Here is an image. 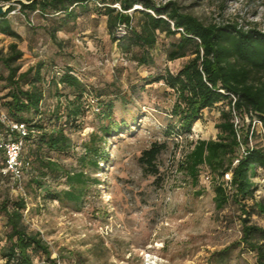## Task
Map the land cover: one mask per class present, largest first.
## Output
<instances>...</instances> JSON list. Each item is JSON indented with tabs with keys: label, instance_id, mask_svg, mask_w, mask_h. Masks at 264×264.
Instances as JSON below:
<instances>
[{
	"label": "rangeland",
	"instance_id": "rangeland-1",
	"mask_svg": "<svg viewBox=\"0 0 264 264\" xmlns=\"http://www.w3.org/2000/svg\"><path fill=\"white\" fill-rule=\"evenodd\" d=\"M168 0H155L163 3ZM184 12L198 17L205 24H234L244 29L264 31V0H172ZM15 5L9 18L21 39L0 32V53L9 51V44L18 43L24 55L21 71L43 60L45 73L61 71L67 64L92 89L101 92L100 101L113 103L114 118L124 122L122 132L109 138L106 152L109 162L100 168L85 167L90 179H97L87 190L81 204L45 198L46 189H66L65 178L51 175L42 178L37 188L23 180L25 194L17 190L16 182L0 175V201H16L23 197L24 225L30 233H40L48 244L50 258L42 252L34 264H219L216 252L241 237L240 208L232 199L221 209L216 207L214 192L204 175H213L207 166L200 167L198 182L179 169V162L190 149V142L199 138H217L215 124L220 113L228 109L219 102L203 111L191 134L171 133L177 118L172 115L175 92L164 82L150 79L167 68L176 73L193 54L169 61L167 49L175 37L159 36L153 50L154 65H138L128 53L121 51L119 41H113L107 29V17L98 13L94 3L88 11L77 8L76 21L63 24L62 13L43 15L39 11L23 17L13 0L0 5ZM139 7V6H136ZM137 18L135 19V21ZM49 27L57 28L59 43L54 42ZM117 36L120 32L117 29ZM0 75L7 70L0 62ZM26 87V86H25ZM9 91L6 80H0V112L3 97ZM94 99V101H93ZM65 100V98H63ZM84 115L79 126L66 127L70 138L68 150L46 152L66 169H82L80 156L84 153L91 133L102 135V122L95 97H86ZM85 100V101H86ZM56 99L47 93L44 108L53 107ZM264 146V136L259 139ZM166 142L167 148L158 156L157 175L144 170L139 157L154 142ZM35 143L24 145L23 155L33 159ZM0 157V166L2 165ZM264 201V178L258 179L256 192ZM251 204V202H248ZM251 220L264 227V215L253 212ZM7 217L0 215V264H5L4 249L10 245ZM256 254L245 246L235 248L223 264H254Z\"/></svg>",
	"mask_w": 264,
	"mask_h": 264
},
{
	"label": "trees",
	"instance_id": "trees-1",
	"mask_svg": "<svg viewBox=\"0 0 264 264\" xmlns=\"http://www.w3.org/2000/svg\"><path fill=\"white\" fill-rule=\"evenodd\" d=\"M3 1L10 3L13 0ZM15 1L26 19L36 11L43 15L62 13L63 24L77 20L78 7L88 11L90 4L94 3L95 10L107 17L111 39L118 40L121 51L128 53L138 65H154L153 50L160 34L163 33L165 37L179 34L168 45L167 59L174 61L188 54L194 56L176 73L167 68L149 81H162L175 92L172 115L177 118V124L172 126L171 133L191 134L205 109H211L219 102H226L229 106L221 111L220 120L215 124L218 129L217 138L191 141L190 149L179 162V169L197 183L200 167L207 166L215 175H210L209 183L214 192L216 207L224 208L231 199L239 205L241 237L216 252L218 263H225L232 251L242 245L256 254L254 264H264V227L251 220L254 211L264 215V201L256 195L258 179L264 178V146L259 145V139L263 136L254 133L252 146L248 138V121L257 117L264 127V31L244 29L237 23L205 24L193 14L184 12L172 0L163 3H156L155 0ZM15 9V5L10 4L5 13L0 15V32L21 39L9 18ZM122 26L126 32L117 36V29ZM56 31L55 27L48 28L51 39L58 44ZM23 55V50L15 41L9 44L6 54L0 53V62L7 70V75H0V80H6L9 87L3 97L4 110L1 112L7 113L14 122L27 123L30 129L36 131V134L25 138L24 145L35 143L31 155L39 169L35 167L33 159L23 155L28 163L24 179L28 178V183L41 188L44 185L41 179L48 175L64 177L67 188L58 191L46 189L45 198L81 204L91 182H98L97 179H90L84 168L93 167L98 170L101 162H109L106 144L110 137L122 132L126 125L115 120L113 103L100 101L101 92L82 81L71 65H65L61 71H52L50 77H47L44 72L47 64L43 60L21 71L22 64L19 61ZM47 93L56 99L52 108H44ZM90 96L99 101L96 102L98 106L101 105L99 115L102 122L107 123L100 126L102 135L91 133L84 143V153L80 156L82 169L68 170L44 151L62 153L68 150L70 138L65 128L79 126L77 121L84 115L88 106L86 97ZM233 111L240 115L243 122L241 141L234 127ZM15 137L7 125L0 122V140ZM241 144L246 147V154L241 153ZM166 148V142L156 141L142 151L139 162L146 172L152 175L159 173L156 160ZM0 157L3 161L0 175L14 181L11 175H3L1 172L5 164L1 149ZM227 171L232 172L231 181L224 180ZM26 207L23 197L16 201H0V215L7 217V224L11 228L7 235L10 245L3 251L5 264H12V260L17 258L19 264H34V257L40 252L50 258L51 251L40 233H30L25 228L23 210ZM50 262L61 264L54 259Z\"/></svg>",
	"mask_w": 264,
	"mask_h": 264
},
{
	"label": "built area",
	"instance_id": "built-area-1",
	"mask_svg": "<svg viewBox=\"0 0 264 264\" xmlns=\"http://www.w3.org/2000/svg\"><path fill=\"white\" fill-rule=\"evenodd\" d=\"M119 32L121 35L126 32L124 26L119 27ZM233 98L236 100L234 96ZM95 109L99 111V107H96ZM0 122L7 125L9 132L16 136L14 139L0 140V149L3 151L5 157V164L1 169V172L3 175H11L17 184V190L20 193L25 194L23 180L24 171L27 168L28 163L23 159L24 140L27 136L36 134V131L34 129H30L27 123H17L12 121L5 112L0 113ZM233 123L237 131V137L239 141H241L240 129L243 126V122L240 115L236 111H233ZM248 123L250 125L248 138L250 146H252L253 134L257 133L264 136V127L262 121L257 117H254L252 120L248 121ZM240 149L241 153L246 154V147L244 145L241 144ZM204 178L205 180L210 181V174H205ZM231 179L232 172H225L224 180L231 181ZM12 264H19V259L17 258L12 260Z\"/></svg>",
	"mask_w": 264,
	"mask_h": 264
},
{
	"label": "water",
	"instance_id": "water-1",
	"mask_svg": "<svg viewBox=\"0 0 264 264\" xmlns=\"http://www.w3.org/2000/svg\"><path fill=\"white\" fill-rule=\"evenodd\" d=\"M8 8V6H2L0 5V15H3L6 11V9ZM137 8H140V7H137Z\"/></svg>",
	"mask_w": 264,
	"mask_h": 264
}]
</instances>
